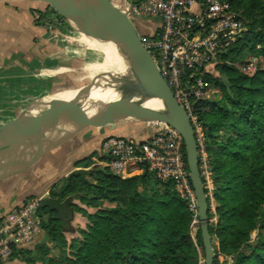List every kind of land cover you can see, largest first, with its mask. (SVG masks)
I'll use <instances>...</instances> for the list:
<instances>
[{
  "label": "trees",
  "instance_id": "16d2710c",
  "mask_svg": "<svg viewBox=\"0 0 264 264\" xmlns=\"http://www.w3.org/2000/svg\"><path fill=\"white\" fill-rule=\"evenodd\" d=\"M228 1L244 30L219 55V76L205 75L219 98L191 104L213 185L214 213L201 177L212 264H264V0ZM32 15L48 30L44 21L65 20L46 4ZM245 52L260 57L251 74L227 63L246 60ZM107 160L93 151L75 161L39 200L40 240L31 249H12L9 258L23 264H203L196 211L171 180H158L144 167L115 175ZM75 214L86 219L84 227L72 225ZM52 249L62 253L53 256ZM219 256L230 261L220 263Z\"/></svg>",
  "mask_w": 264,
  "mask_h": 264
},
{
  "label": "built area",
  "instance_id": "2783aa9c",
  "mask_svg": "<svg viewBox=\"0 0 264 264\" xmlns=\"http://www.w3.org/2000/svg\"><path fill=\"white\" fill-rule=\"evenodd\" d=\"M119 9L133 23L158 20L154 32L138 33L139 38L175 101L187 113L196 143L198 170L210 197L211 179L202 126L191 104L208 99L209 82L205 75L211 74L219 55L235 41L243 26L228 0H126ZM257 63L256 56H249L239 65L228 62L243 74L253 73ZM182 145L175 129L159 123L141 141L106 136L100 152L108 158L105 165L115 175L128 176L146 164V170L156 179L171 180L175 192L188 202L190 210L196 211ZM40 199L28 198L0 215V264L12 249H29L41 237Z\"/></svg>",
  "mask_w": 264,
  "mask_h": 264
},
{
  "label": "water",
  "instance_id": "95a60500",
  "mask_svg": "<svg viewBox=\"0 0 264 264\" xmlns=\"http://www.w3.org/2000/svg\"><path fill=\"white\" fill-rule=\"evenodd\" d=\"M41 2L52 7L95 39L108 38L127 61L131 74L106 83L100 90L105 99H90L82 87L68 101L54 97L46 106L45 98L27 108L17 118L0 124V181L27 170L51 148L63 143L102 118L126 117L153 120L175 129L182 138L188 179L196 206L197 224L203 248V264H212L213 240L208 232L207 201L198 170L197 150L186 111L177 104L161 77L149 52L127 14L111 0H21ZM149 96L161 100L165 113L131 111L132 99ZM37 102V101H36ZM116 109L117 114L104 112ZM147 169V165H144Z\"/></svg>",
  "mask_w": 264,
  "mask_h": 264
},
{
  "label": "crops",
  "instance_id": "0c3cea01",
  "mask_svg": "<svg viewBox=\"0 0 264 264\" xmlns=\"http://www.w3.org/2000/svg\"><path fill=\"white\" fill-rule=\"evenodd\" d=\"M125 1L116 0V3L121 7ZM32 9H39L37 2L0 0V124L16 116L17 113H11L12 109L33 106L38 94L48 86L46 90L49 91L54 83L52 71L44 73L43 66L44 63L52 64L57 44L50 40V30L34 23ZM157 23L158 20L132 22L142 34L154 32ZM27 100L33 102L24 103ZM110 135L136 141L148 137L144 132H125L110 127L92 125L83 129L51 148L27 170L0 181V215L27 198L44 197L53 185L74 170L75 161L100 151L102 139Z\"/></svg>",
  "mask_w": 264,
  "mask_h": 264
},
{
  "label": "rangeland",
  "instance_id": "374dc122",
  "mask_svg": "<svg viewBox=\"0 0 264 264\" xmlns=\"http://www.w3.org/2000/svg\"><path fill=\"white\" fill-rule=\"evenodd\" d=\"M112 2L118 8L120 7L119 4L116 3V0H112ZM37 5L39 6V9L45 6V4L41 2H38ZM58 15L61 16L60 14ZM44 23L45 25L50 27V33L48 36L51 41H54L57 44L58 51L53 56L54 58L52 64L47 63V65L44 63L43 66L44 73L46 72V70L52 71L53 76L51 80H53L55 84L53 83V86L49 91L46 90V88L49 87L48 86L44 88L45 90L38 94L36 100L45 98L46 102H42V106L48 105L50 103V100L54 98V95L56 93L72 90L77 91L83 86L90 85L92 83L108 81L110 78H116L117 76H119V70L106 54V50L103 45L99 41H97V39L87 34V32L80 26L76 25L70 20H64L59 22L58 20H56V15L55 20L52 24L46 23L45 21ZM243 30L244 27L240 31ZM244 56H246L247 59L249 56L256 55H251L250 53L245 52ZM256 57L258 58V60L260 59V57ZM229 62L234 63L235 65H239L241 63L239 61ZM218 63H220L219 59L216 61L215 65ZM215 65L213 68H211V75L213 77H218L219 73ZM44 82H46V80ZM217 98H219L218 90L213 87L209 82L208 99ZM30 102L33 101L27 100V102L24 103L31 104ZM37 102H35L33 106L30 107V110L33 109ZM28 106L12 109L11 113L17 114L16 116H13L11 120L21 115L28 108ZM159 123L161 122L113 116L102 118L96 125L93 126L97 128H118L122 129L125 132H138L140 134L144 132V134H147L149 136L159 126ZM208 187L211 194L213 188L212 181L208 185ZM209 202L210 210L212 211V213H214L215 203L212 195H210L209 197ZM87 210L90 212L92 211V209ZM211 222H215V217L211 219ZM193 223L195 224L197 223V221H194ZM85 224L86 219L84 217L79 214L74 215L72 220V225L74 227H84ZM66 238L69 239L70 235H66ZM253 239L254 233L251 234V240ZM39 240L40 238H38L34 242L30 249L33 248L35 243H37ZM61 253L62 250L52 249L53 256H58ZM225 260L229 262L230 258H224L219 256L220 263ZM1 264H23V262L17 259L11 260L9 257H7L2 261Z\"/></svg>",
  "mask_w": 264,
  "mask_h": 264
},
{
  "label": "bare ground",
  "instance_id": "6f19581e",
  "mask_svg": "<svg viewBox=\"0 0 264 264\" xmlns=\"http://www.w3.org/2000/svg\"><path fill=\"white\" fill-rule=\"evenodd\" d=\"M97 41H99L103 45V47L106 50V54L116 65L120 74L116 78H110L108 81H103L100 83H92L90 85L83 86L82 88L86 92H88V96L90 99H105L109 96L107 93H101L100 92L101 88L108 82H112L120 77L130 75L131 69L127 61L125 60L124 56L120 53V50L118 49V47L114 43H112L108 38L105 37L99 40L97 39ZM74 93H75L74 90L62 91V92L56 93L54 97L69 100L73 97ZM37 103L35 104L34 107H36ZM128 107H129L128 109L131 111H140L143 113H154V112L161 113V114L165 113L164 103L159 99L149 97V96H142L140 98L132 99ZM104 113L108 115H114V114H117L118 111L116 109H110V110L105 111Z\"/></svg>",
  "mask_w": 264,
  "mask_h": 264
}]
</instances>
